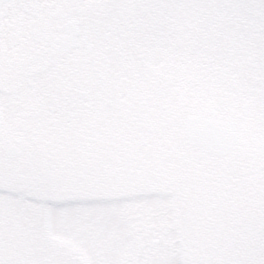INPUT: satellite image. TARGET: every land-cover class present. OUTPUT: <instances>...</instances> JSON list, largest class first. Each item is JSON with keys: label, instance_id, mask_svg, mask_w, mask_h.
Masks as SVG:
<instances>
[{"label": "snow or ice", "instance_id": "snow-or-ice-1", "mask_svg": "<svg viewBox=\"0 0 264 264\" xmlns=\"http://www.w3.org/2000/svg\"><path fill=\"white\" fill-rule=\"evenodd\" d=\"M0 264H264V0H0Z\"/></svg>", "mask_w": 264, "mask_h": 264}]
</instances>
